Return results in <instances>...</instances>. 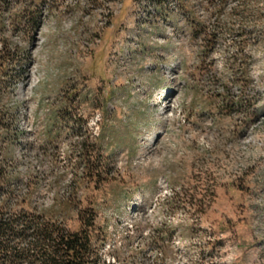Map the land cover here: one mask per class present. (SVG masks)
<instances>
[{"label": "rangeland", "instance_id": "rangeland-1", "mask_svg": "<svg viewBox=\"0 0 264 264\" xmlns=\"http://www.w3.org/2000/svg\"><path fill=\"white\" fill-rule=\"evenodd\" d=\"M34 1V39L2 7L0 206L94 222L99 264H264V0Z\"/></svg>", "mask_w": 264, "mask_h": 264}, {"label": "trees", "instance_id": "trees-1", "mask_svg": "<svg viewBox=\"0 0 264 264\" xmlns=\"http://www.w3.org/2000/svg\"><path fill=\"white\" fill-rule=\"evenodd\" d=\"M14 1L17 0H0V32L6 28L3 8ZM30 3L17 16L15 25L18 27L22 19L24 31L34 39L46 15L44 7L35 5L34 0ZM12 51L8 43H1L0 72L10 64ZM23 56L26 62L31 61L29 50L23 51ZM8 204L0 206V264H99L92 256L93 237L88 231L94 222L82 221V229L74 232L47 222L43 217H35L25 208L17 209Z\"/></svg>", "mask_w": 264, "mask_h": 264}]
</instances>
